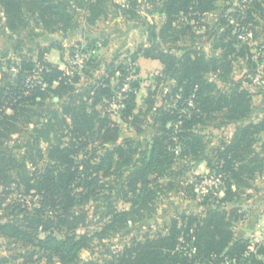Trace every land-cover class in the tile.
Listing matches in <instances>:
<instances>
[{
  "label": "trees",
  "instance_id": "16d2710c",
  "mask_svg": "<svg viewBox=\"0 0 264 264\" xmlns=\"http://www.w3.org/2000/svg\"><path fill=\"white\" fill-rule=\"evenodd\" d=\"M109 1L79 0L78 6L87 11V22L93 23L106 13ZM160 1L158 11L164 14L165 22L158 38L155 28L149 29L148 46L140 49L144 57L158 60L162 67L156 76V88H147L144 110L141 106L134 112L138 82L125 80V65L117 67L121 75L117 90L122 89L125 81L129 85L121 93V119L142 133L143 119L150 117L146 127L153 132L144 145L130 138L121 139L119 126L108 114L103 115L96 109L105 99H116L115 91L104 86L107 79L97 86L78 89L75 87L78 76L71 78L42 55L36 60L21 56L15 70L1 71L0 186L14 184L24 196L37 194L41 205L27 215L21 216L22 210L11 211L9 219L0 222V234L23 248H37V261L45 260V264H264V244L252 251L247 240L233 241L229 218L218 209L203 215L181 213L170 220L164 233L132 241L106 261L80 257L82 250L92 249L95 239L113 237L128 226L150 218L156 211L159 179L173 171L176 159H197L204 153L203 136L195 128L207 124L221 127L247 118L251 97L243 85L259 74L264 76V65L261 69L258 65L264 62V56L255 59L248 45L237 39V33L230 37L235 23L240 32L250 22L252 6L260 5L257 0L252 1L250 8L230 14L228 29L215 44L223 52L218 58L208 56L203 49L186 51L180 57L172 54L175 50L188 49L177 45L190 28L184 23L178 24L179 15L191 14L188 19L197 18V14L214 10L215 0ZM0 11L5 17V27L13 31L27 27L29 14L35 15L43 30L50 33H65L75 28L73 15L59 0H0ZM220 19L219 23L227 24L226 17L222 15ZM238 57L245 60L248 71L235 80L230 76L231 63ZM209 73L216 74L219 82L230 87L219 89L216 82L205 78ZM167 79L173 84L162 93V103L155 107L157 86ZM256 86L259 92H264L263 79H258ZM48 100L58 107L49 105ZM262 112L256 123L237 128L228 141L214 149L213 157L207 158L210 168L212 158L215 159L213 170L221 175L223 201L231 202L245 195L255 176L264 171V104ZM29 125L31 134L17 148L24 150L23 157L27 156L33 163V170L27 167L26 160H19L13 149L5 146L12 135L21 136ZM105 191L115 192L128 207L119 209L111 204L108 220L100 231L75 232L86 225L85 213L75 208L96 200ZM40 233L44 236L39 237ZM30 253L37 252L34 249L25 257Z\"/></svg>",
  "mask_w": 264,
  "mask_h": 264
},
{
  "label": "rangeland",
  "instance_id": "374dc122",
  "mask_svg": "<svg viewBox=\"0 0 264 264\" xmlns=\"http://www.w3.org/2000/svg\"><path fill=\"white\" fill-rule=\"evenodd\" d=\"M59 1L70 11L75 20V28L65 33L62 31L50 33L43 30L36 16L31 14L27 15L26 28L13 31L5 27V17L0 11V74L1 71L15 70L21 56L36 60L37 56L42 55L44 60L58 65L71 78L78 76V82L75 85L78 89L84 90L97 86L107 79V85L104 84V86L115 91L116 99L112 101L105 99L103 103L96 105V109L103 115L108 114L119 126L121 139L130 138L144 145L145 140L150 139L153 132L146 127L150 117L140 118L144 120L143 132L137 133L132 125L121 119L119 109L122 106L119 103L122 98L121 93L129 87L126 81L138 82L135 113L141 106L143 110L146 107L143 100L147 97V88L149 86L152 89L156 88V76L161 71V64L158 60L144 57L140 49L148 46L147 36L150 28H155L158 38L159 30L165 22L164 14L158 11L161 1L110 0L106 6V13L93 23L87 22V11L78 6L79 0ZM252 1L215 0V9L200 16L197 14V18L188 19L191 14L179 15L178 24L184 23L190 28L185 31L177 45L181 48L188 47V49L175 50L172 54L180 57L186 51L203 49L208 56L221 57L222 49L216 48L215 44L219 42L223 31L228 29L230 14L250 8ZM257 3L260 4L259 7L252 6L254 12L250 22L241 27L240 32L237 29L238 24L235 23L230 36L233 37L237 33V39L248 45L255 59L264 56V53L261 54L264 48V0H257ZM222 15L226 17L227 24L219 23ZM157 41L160 40L157 39ZM17 45L19 49L16 50ZM120 65L126 66L127 75L122 89L117 90L121 77L117 67ZM258 65L261 69L264 62ZM247 71L243 58L238 57L231 63L230 76L235 80ZM205 78L216 82L219 89L226 90L230 87L229 84L219 82L216 74H206ZM258 79L264 80V76L259 74L243 85L251 97V111L247 118L231 121L221 127L207 124L195 128V132L203 136L204 153L197 159L187 157L176 159L172 172L177 174L170 172L159 179L161 187L156 198L155 213L136 225L128 226L113 237L95 239L91 250L80 252L81 258L106 261L110 259L111 254L118 253L132 241L140 240L147 235L164 233L170 220L181 213L203 215L211 209H218L229 218L233 228V241L247 240L249 249L252 251H256L259 245L264 244V171L255 176L252 187L246 190L245 195L227 202L222 200L221 175L213 170L215 159L212 158L211 168L207 166V158L213 157L214 149L222 142L228 141L237 128L250 122L256 123L263 116L264 92H259L256 86ZM172 84L173 82L168 79L159 82L154 100L155 107L162 103V93H165ZM90 92L92 93L93 90ZM54 101H57V98ZM48 104L54 108L58 107L51 100H48ZM148 116H150L149 113ZM31 128L32 126L29 125L21 136L12 135L5 146L13 149L19 160H26L27 167L33 170V163L27 156L23 157L24 150L17 148L22 140L28 139ZM31 193L34 194L35 191ZM40 199L41 197L37 194L24 196L14 184L9 187L0 186V222H6L11 211L22 210L21 216L33 213L36 207H40ZM111 204L119 209L128 207L116 197L115 192L109 194L107 191L96 200L77 206L75 210L84 212L86 215V225L80 226L75 232L88 231L93 234L100 231L108 220L107 213ZM55 234L61 236L57 231ZM43 236L44 233L39 234V237ZM34 249L37 253H30L28 258L25 257ZM37 257V248L29 246L23 248L13 239L0 234V264H45V260H35Z\"/></svg>",
  "mask_w": 264,
  "mask_h": 264
}]
</instances>
